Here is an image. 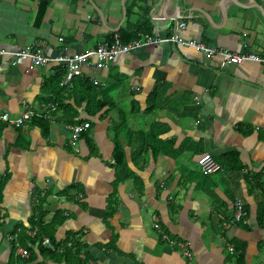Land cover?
Returning a JSON list of instances; mask_svg holds the SVG:
<instances>
[{"label":"crops","instance_id":"obj_1","mask_svg":"<svg viewBox=\"0 0 264 264\" xmlns=\"http://www.w3.org/2000/svg\"><path fill=\"white\" fill-rule=\"evenodd\" d=\"M162 14L175 19L163 22ZM176 22L185 24L182 42L264 57V0H0V50L39 48L54 59L94 50L121 30L134 36L142 23L151 30L138 37L167 39ZM64 69L0 60V118L34 116L17 128L0 121V264L9 262L8 232L29 225L32 198L44 192L46 220L56 212L62 219L55 239L80 235L79 255L97 264H186L161 233L188 242L194 264H239L241 252L240 264L264 262V63L225 66L217 55L162 42L118 55L105 69L83 67L65 88ZM155 90L164 93L146 111ZM95 101L105 105L97 110ZM84 122L88 131L72 143L69 128ZM155 123L162 141L184 150L174 158L149 152L139 171L128 137ZM114 136L140 191L131 180L114 187ZM201 154L222 172L203 178ZM70 188L72 196H59ZM236 199L247 210L240 224L232 221Z\"/></svg>","mask_w":264,"mask_h":264},{"label":"trees","instance_id":"obj_2","mask_svg":"<svg viewBox=\"0 0 264 264\" xmlns=\"http://www.w3.org/2000/svg\"><path fill=\"white\" fill-rule=\"evenodd\" d=\"M44 9H45L44 5H41L39 7L37 11L36 19H35L36 23H38L40 19L42 18ZM150 30H151V26L148 23H142L136 27V32L134 33V36L128 34L127 31H124V30L119 31L117 35L119 36L120 41H122L123 43H127L130 41L132 42V40H137L141 36H144V35H140L138 37L137 36L138 33H144V32L149 33ZM160 92L161 91L155 90L151 94L149 98V107H147L146 111H152L157 108V105H154L152 101L154 99L156 100L158 99ZM161 93H164V92H161ZM89 102L92 103L93 100H89ZM89 102L87 103L89 104ZM96 104L100 106L99 108H96L97 110H100L105 105V103H102V102L101 103L96 102ZM171 109H173V112L176 115H179L180 108H176L177 110L175 108H171ZM33 118L31 119V121L33 120ZM0 124L5 125V123H0ZM159 126H161V124H156V125L153 124L147 133L136 132L135 134H131L128 137L129 141L127 142V147H129L131 150L130 160L132 161L134 166L138 168L139 171L144 169L145 163H146L145 157H146V154H148L149 152L152 153L153 159H156L162 150L163 151L167 150L168 153L166 155H168L171 158L173 156H177L179 153H181L184 150L182 149V147H180L177 150H174L173 141H162L159 138L160 132L157 130ZM84 135L85 134H82V136ZM113 142H114V152L112 156H113L114 163L111 167L114 170V182H113L114 187L118 186L119 184H123L126 181L131 180L136 185V188L138 189V191H140L141 183L139 181V178L130 171L127 165L126 154L120 148V144L116 137L113 140ZM136 144H138V146H135ZM171 152L174 154H170ZM201 176L203 178H206V176H203V175ZM71 190H72L71 188L66 189L62 191L61 193H59V196L70 197L72 196V194H70ZM39 194L40 193L35 194L37 195L36 196L37 199L35 202L33 201V198L35 197V195L32 198L31 216L29 217V220H28L29 225L23 226V224L18 223L8 232L9 237L14 238L16 236V241L18 242L20 247H22L23 249L27 251L28 257L21 258L20 256L19 257L15 256V250H14L15 243L11 241V238H10V241L8 242L10 244L11 252H10L8 264H44V262L41 261L42 259H48L52 264H79L81 263L80 260L78 259V255L81 252H83V243H82L80 235H76V236L68 235L70 237L68 238L66 237L63 241H57L55 239L56 228L62 222V219L57 217L59 216L60 212H56L54 217L50 221H47L46 217L48 215L44 209L46 192H44V195H39ZM112 203H113V200H110L109 207H111ZM245 209L243 205L245 216L240 222H235L234 217L232 216V221L235 224L244 223L246 221L247 210ZM1 218L2 217H0V220ZM57 220H59V222L56 224ZM0 225L2 226L1 223ZM258 225L260 227H264V205L260 206V209L258 212ZM45 238H47L51 242L53 249H57L58 246L60 245H63L62 247L63 249L61 251L55 250L52 252L50 249L42 246V240ZM68 244H70V246H66ZM233 248H234V252L236 255L238 250H240V247L234 246ZM242 254L243 252L237 255V263L239 264L242 263ZM81 264H84V263H81Z\"/></svg>","mask_w":264,"mask_h":264},{"label":"built area","instance_id":"obj_3","mask_svg":"<svg viewBox=\"0 0 264 264\" xmlns=\"http://www.w3.org/2000/svg\"><path fill=\"white\" fill-rule=\"evenodd\" d=\"M185 29V25L183 23H176L173 33L171 34L170 38L167 39H160L155 34V37L151 36H144V39L134 40L127 44H124L120 41V39L116 36L112 39V41L104 43L98 46L94 50H90L86 53L75 55L73 57L63 56L54 59L53 61L64 63L67 66V76L66 80L70 81L74 76H78L80 74V69L83 65L94 67L97 69L106 68L107 65L113 61V59L122 54H128L133 50H137L139 48L152 45V44H159L162 42H170L174 44H183L184 46L190 47L198 52H203L207 56H219L222 58V63L225 66L228 65H241L246 61L251 62H264V58H259L253 54H242L237 55L230 53L226 50H209L205 48L203 45L195 43L194 41H186L182 42V40L178 36V31ZM9 55L4 51H0V58ZM14 59L17 61H29L33 67L44 65L48 62L47 58L44 57L42 52L38 49H23L17 53L10 54ZM33 117L32 113H25L21 118L12 120L9 116L3 115L0 118L1 122H7L11 126L20 127L23 125L24 122L30 120ZM88 129V124L74 126L71 130V141L72 143L78 140L79 136ZM196 166L198 171L204 176H210L221 172L220 166L212 159L209 155H203L197 159ZM245 216L243 205L239 200L235 201L234 204V221L240 222ZM156 231L160 232V227L157 223L153 224L152 226ZM31 234V233H30ZM33 235V234H32ZM169 235L166 233H161L160 238L164 243H168L170 246H177L182 258L186 260V264H194L193 262V253L190 247V244L185 241H178L175 242L171 241ZM15 242V249L16 253L21 258H27L28 253L26 250L22 249L18 242L16 241V236L13 238ZM166 241V242H165ZM42 245L45 247L50 248V243L48 240H43ZM69 246V245H67ZM227 249L230 253H233V248L231 246H227ZM79 259L81 261H87V264H97L93 261L86 260L84 255H80ZM264 264V262L262 263Z\"/></svg>","mask_w":264,"mask_h":264},{"label":"bare ground","instance_id":"obj_4","mask_svg":"<svg viewBox=\"0 0 264 264\" xmlns=\"http://www.w3.org/2000/svg\"><path fill=\"white\" fill-rule=\"evenodd\" d=\"M176 23H182V22H176ZM183 24H184V22H183ZM185 25V24H184ZM159 30V29H158ZM184 30V29H183ZM179 32V31H178ZM160 34V33H159ZM155 34H152V35H149V36H151V37H155L154 36ZM157 35V37L158 38H160V39H162L161 37H159V36H161V35H159L158 36V34H156ZM117 35H114L113 37H112V39L114 38V37H116ZM144 36H146V35H144ZM144 36H141L140 38H138V39H144ZM148 36V35H147ZM118 37V36H117ZM119 38V37H118ZM137 39V40H138ZM112 41V40H111ZM170 43V42H169ZM102 44H104V43H102ZM102 44H100V45H102ZM174 44V43H173ZM100 45H98V46H100ZM152 45H156V44H152ZM97 46V47H98ZM33 49H38V50H40L41 51V49H39V48H33ZM140 49V48H139ZM23 50V49H22ZM0 51H2V50H0ZM20 51V50H19ZM19 51H17V52H19ZM4 52H6V53H8L9 55H5V56H3V57H1L0 58V60L1 59H3V58H5V57H11L15 62L17 61L16 59H14L10 54H14V53H17V52H8V51H4ZM42 52V51H41ZM42 54H43V52H42ZM129 54V53H128ZM234 54V53H233ZM244 54H253V53H244ZM44 55V54H43ZM75 55H80V54H75ZM75 55H68V54H65V55H59V56H57L56 58H58V57H63V56H68V57H73V56H75ZM122 55H126V54H122ZM237 55H242V54H237ZM253 55H255V54H253ZM257 56V55H256ZM44 57L45 58H47L45 55H44ZM259 58H264V57H261V56H258ZM56 58H54V59H56ZM54 59H52V58H50V59H48L47 58V60H48V62L46 63V64H49V63H56V65H64L65 66V69H64V75H63V77H62V80H61V82H60V86L61 87H63V88H65V87H67V86H69L70 84H71V82L73 81V79L74 78H76V77H78V76H82V69H83V67H87V68H90V69H92V68H94V67H89V66H86V65H83L82 67H81V69H80V74L78 75V76H74L70 81H67L66 80V76H67V66H66V64H64V63H59V62H55V61H53ZM115 59V58H114ZM114 59H113V61H114ZM112 61V62H113ZM26 62H29V61H26ZM112 62H110L108 65H107V67L112 63ZM246 62H249V61H246ZM251 62V61H250ZM30 63V62H29ZM254 63H258V64H263L264 62H262V63H259V62H254ZM46 64H44V65H46ZM32 66V65H31ZM41 66H43V65H41ZM37 67H40V66H37ZM106 67V68H107ZM103 69H105V68H103ZM25 113H31V112H29V111H25L24 112V114ZM23 114V115H24ZM22 115V116H23ZM33 115V114H32ZM21 116V117H22ZM21 117H19V118H21ZM18 118V119H19ZM33 118V117H32ZM31 118V119H32ZM30 119V120H31ZM30 120H28V121H30ZM28 121H26V122H28ZM25 123V122H24ZM24 123H23V125H24ZM84 124H88V129H89V123H87V122H84V123H81V124H79V125H76V126H80V125H84ZM10 125V124H9ZM23 125H21L20 127H22ZM72 127H74V126H72ZM71 127V128H72ZM71 128H69V130L71 129ZM88 129L85 131V132H87L88 131ZM70 132H71V130H70ZM85 132H83V133H85ZM80 137V136H79ZM203 155H208V154H202V155H200L198 158H200L201 156H203ZM210 156V155H209ZM197 158V159H198ZM213 159V158H212ZM214 160V159H213ZM215 161V160H214ZM197 162V161H196ZM219 165V164H218ZM220 166V165H219ZM221 168V167H220ZM198 169V168H197ZM199 172V171H198ZM221 172H222V168H221ZM220 172V173H221ZM201 174V173H200ZM218 174V173H217ZM202 175V174H201ZM215 175V174H214ZM204 176V175H203ZM210 176H213V175H210ZM207 177V176H206ZM236 200H239V199H236ZM235 200V201H236ZM240 201V200H239ZM234 204H235V202H234ZM234 204H233V213H234ZM155 230V229H154ZM15 238V237H14ZM43 240H48L47 238H45V239H43ZM43 240H42V242H43ZM49 241V240H48ZM49 243H50V248H48V247H46V248H48V249H50L52 252L53 251H61L63 248V245H60V246H58V248L57 249H53V247H52V245H51V242L49 241ZM43 246V245H42ZM67 246V245H66ZM14 247H15V245H14ZM45 247V246H44ZM22 248V247H21ZM23 249V248H22ZM25 250V249H24ZM80 256V255H79ZM79 256H78V259H79ZM86 258V257H85ZM80 260V259H79ZM87 260V259H86ZM81 261V260H80ZM81 262H83V263H86L87 264V261H81Z\"/></svg>","mask_w":264,"mask_h":264},{"label":"water","instance_id":"obj_5","mask_svg":"<svg viewBox=\"0 0 264 264\" xmlns=\"http://www.w3.org/2000/svg\"><path fill=\"white\" fill-rule=\"evenodd\" d=\"M164 14H162L161 15V17H162V21L164 22V21H168V19H175V17H173V18H167L165 15L163 16ZM162 21H159V22H162Z\"/></svg>","mask_w":264,"mask_h":264},{"label":"rangeland","instance_id":"obj_6","mask_svg":"<svg viewBox=\"0 0 264 264\" xmlns=\"http://www.w3.org/2000/svg\"><path fill=\"white\" fill-rule=\"evenodd\" d=\"M73 195H74V193H73ZM11 241L14 242L13 238H11ZM14 243H15V242H14ZM14 250L16 251L15 247H14ZM178 253L180 254V251H179ZM180 256H181V254H180Z\"/></svg>","mask_w":264,"mask_h":264}]
</instances>
